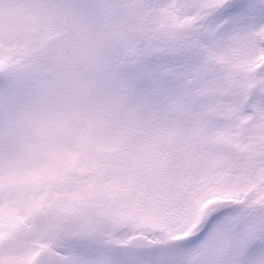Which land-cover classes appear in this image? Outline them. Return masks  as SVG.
Instances as JSON below:
<instances>
[{
    "label": "snow or ice",
    "instance_id": "obj_1",
    "mask_svg": "<svg viewBox=\"0 0 264 264\" xmlns=\"http://www.w3.org/2000/svg\"><path fill=\"white\" fill-rule=\"evenodd\" d=\"M0 264H264V0H0Z\"/></svg>",
    "mask_w": 264,
    "mask_h": 264
}]
</instances>
